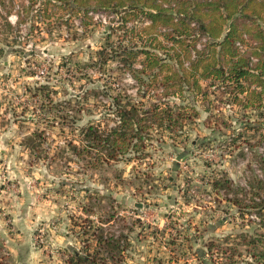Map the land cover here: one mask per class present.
Instances as JSON below:
<instances>
[{"label":"rangeland","instance_id":"1","mask_svg":"<svg viewBox=\"0 0 264 264\" xmlns=\"http://www.w3.org/2000/svg\"><path fill=\"white\" fill-rule=\"evenodd\" d=\"M114 4L0 0V264H68L70 250H82L98 228L123 240L122 264H264V87L249 77L236 100L233 93L218 95L214 84L207 95L185 93L196 117L181 138L151 151L138 173L126 160L95 171L82 167L62 149L76 137L71 130L39 122L32 92L43 83L61 103L93 99L91 88L105 82L138 95L130 67L141 68L144 54L128 66L118 56L93 66L99 50L156 46L162 57L171 54L163 27L149 43L141 30L147 19L121 21L125 10ZM132 25L141 38L127 33L121 42L118 34ZM205 42L199 37L191 54ZM167 60L170 72L176 69ZM251 89H262L260 102ZM85 111L79 126L96 118ZM36 129H43L42 147L60 150L62 159L49 165L29 156L21 142Z\"/></svg>","mask_w":264,"mask_h":264},{"label":"trees","instance_id":"2","mask_svg":"<svg viewBox=\"0 0 264 264\" xmlns=\"http://www.w3.org/2000/svg\"><path fill=\"white\" fill-rule=\"evenodd\" d=\"M60 1L62 4L72 3L75 7L88 4V0ZM113 2L114 7L125 10L121 21H125L126 16H144V20L147 19L148 24L141 27L147 35L146 41L157 42L154 32L161 26L162 35L171 39L173 45L167 57H162L156 46L139 52L119 44L118 49L104 48L97 52L92 65L98 67H104L109 57L116 56L128 66L138 53L144 54L141 68L129 65L137 84L136 97L127 94L121 87L114 90L112 84L105 82L91 88L87 96H93V99L81 97L78 101L68 99L61 103L50 98L55 90L49 84L34 87L32 95L38 102L39 122L43 123V127L57 123L60 128L71 130L70 133L76 137L67 139L62 149L69 152L82 167L95 171L113 162L126 160L134 163L132 169L138 173L137 169L143 166L151 151L169 138L173 141L181 138L185 134V123L196 117L194 106L185 102V93H191L193 97L207 95L209 86L214 84L219 87L218 95L220 92L233 93L232 98L236 100V92L246 90L241 81L248 77L249 83L255 82L256 86L264 87V0H95L98 6ZM137 28L132 25L127 31H120V41L127 37V33L133 38H141V30ZM199 37L205 38L204 48L196 50L195 55L191 54L190 49L194 48ZM247 45L251 49L248 54ZM167 59L174 60L176 66L171 72V63ZM186 60L188 67L184 66ZM154 88H160L161 93L150 94L149 91ZM250 91L254 94L253 101L260 102L262 89ZM175 96L182 102H172L170 98ZM90 100L93 102L89 103ZM85 105L100 110L92 113ZM84 109L96 118L79 126L78 116ZM27 119L32 121L35 118L31 116ZM37 129L21 142L29 156L34 154L49 165L62 159L60 150L52 152L42 147L43 129ZM75 130L78 132L75 133ZM243 205L236 196V206L241 208ZM121 242V238H113L98 228L91 239L87 238L82 250H70L68 264H122L119 255Z\"/></svg>","mask_w":264,"mask_h":264}]
</instances>
